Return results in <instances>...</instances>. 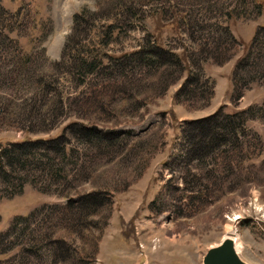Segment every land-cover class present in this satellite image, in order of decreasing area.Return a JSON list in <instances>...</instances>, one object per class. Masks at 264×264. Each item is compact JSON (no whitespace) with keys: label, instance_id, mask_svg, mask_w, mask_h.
Returning a JSON list of instances; mask_svg holds the SVG:
<instances>
[{"label":"rangeland","instance_id":"1","mask_svg":"<svg viewBox=\"0 0 264 264\" xmlns=\"http://www.w3.org/2000/svg\"><path fill=\"white\" fill-rule=\"evenodd\" d=\"M256 1L227 18L216 0H0V148L22 143L0 174V264H202L234 235L264 264V78L235 69ZM60 137L62 153L36 141Z\"/></svg>","mask_w":264,"mask_h":264},{"label":"trees","instance_id":"2","mask_svg":"<svg viewBox=\"0 0 264 264\" xmlns=\"http://www.w3.org/2000/svg\"><path fill=\"white\" fill-rule=\"evenodd\" d=\"M212 2H215V0H209ZM257 4L258 7H262L264 6V0H257L256 3L254 2V5ZM216 8H217V13L218 16H223V17H235L234 15H238L241 13H234L233 14V10L230 8L229 3H226V0H216ZM241 12V11H240ZM14 20V18H12L10 15L8 16V13L2 8V6L0 5V39L2 40H6V41H12V38L8 36V31H9V24ZM75 22H77V16L74 17ZM262 27H260V30H258L256 32V34L253 36L248 48H247V52L244 56H241L239 58V60L237 61V64L235 66V69H237V73L236 76H242L244 75L245 78H243V82L246 81H251V80H255L254 77L256 78H264V25H261ZM195 27H200V29L205 28L207 29V27H210L209 24L205 23L203 25H196ZM222 33L227 35V38L223 37V41L220 42V44L218 45V48L220 49V54H218V57H220V60H227L228 58H230V56L234 53H236V50L232 49V47H229L230 44L228 43V40H232L230 33L228 32V26L222 25V28L220 30ZM82 66L84 68L85 72H89L92 69L93 66V61H86L85 59L82 60L81 62ZM261 74V75H259ZM244 84V83H243ZM236 115V114H235ZM212 117V116H209ZM201 118L196 120L195 122L193 121V124H202L201 121L204 120H208V118ZM216 118V115H215ZM214 119V117H213ZM214 128V134L216 135V144L218 143V145L226 142L224 141V138L219 137L217 135L218 131L217 128H228V127H233L229 124H220L218 122H215V120H210L209 121ZM204 123V122H203ZM58 140H60V142L58 143V140H54L52 143V140L50 141H45V140H37L40 143L44 144V148L45 149H53L56 148L55 151H57L58 153H62L65 150H67L69 148V146L61 141V137L57 138ZM45 141V142H44ZM52 143V144H51ZM214 143V142H213ZM212 143V144H213ZM18 144H22V143H17L15 145H11L10 148H0V174L3 173V175H7L8 171L4 168V165L6 164L7 166H13L15 163L13 160H8L7 163L4 159V157H9L10 159H12L13 157H11V155L15 156L16 154H18L21 151H18L16 149V147H20V145ZM24 146H28V147H32L34 145L33 141L27 142L25 144H23ZM26 149H28L26 147ZM25 149V150H26ZM4 160V164H2L1 160ZM71 204V203H70Z\"/></svg>","mask_w":264,"mask_h":264},{"label":"water","instance_id":"3","mask_svg":"<svg viewBox=\"0 0 264 264\" xmlns=\"http://www.w3.org/2000/svg\"><path fill=\"white\" fill-rule=\"evenodd\" d=\"M202 264H248L236 252L230 237L210 246L202 257Z\"/></svg>","mask_w":264,"mask_h":264},{"label":"bare ground","instance_id":"4","mask_svg":"<svg viewBox=\"0 0 264 264\" xmlns=\"http://www.w3.org/2000/svg\"><path fill=\"white\" fill-rule=\"evenodd\" d=\"M231 230V229H230ZM232 240H233V244H234V248L236 250V252L238 253V250H239V244L237 242V238H235V235L234 236H231L230 237ZM235 239V240H234Z\"/></svg>","mask_w":264,"mask_h":264}]
</instances>
